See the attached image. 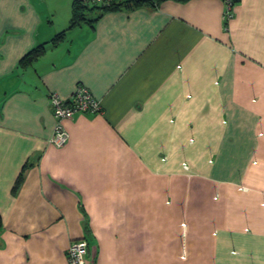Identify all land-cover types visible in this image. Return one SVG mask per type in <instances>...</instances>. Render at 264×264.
<instances>
[{"label":"crops","instance_id":"crops-1","mask_svg":"<svg viewBox=\"0 0 264 264\" xmlns=\"http://www.w3.org/2000/svg\"><path fill=\"white\" fill-rule=\"evenodd\" d=\"M74 7L0 0V264H264V0Z\"/></svg>","mask_w":264,"mask_h":264},{"label":"built area","instance_id":"built-area-1","mask_svg":"<svg viewBox=\"0 0 264 264\" xmlns=\"http://www.w3.org/2000/svg\"><path fill=\"white\" fill-rule=\"evenodd\" d=\"M82 5L89 7H106L112 4L133 0H76ZM224 20L227 21L232 16L231 0H225ZM49 107L54 118V127L49 143L60 147L68 139V134L63 122L78 113L94 114L100 111V103L83 86H78L69 97L60 96L51 91L48 96ZM88 242L84 237L70 241L66 249L68 264H86Z\"/></svg>","mask_w":264,"mask_h":264},{"label":"trees","instance_id":"trees-1","mask_svg":"<svg viewBox=\"0 0 264 264\" xmlns=\"http://www.w3.org/2000/svg\"><path fill=\"white\" fill-rule=\"evenodd\" d=\"M154 1H156V0H133V1H127V2H129V4L132 3L134 5H138V4L145 3V2L153 3ZM238 1L239 0H231V4L233 5L234 3L238 2ZM127 2H122V3H127ZM120 4L121 3L112 4L110 6H106V7H102V8L114 9V8H118ZM87 7H89V6L82 5L75 0V7L73 9V15L70 19V24H69L70 26L74 25L77 21H80L83 18L81 10L85 9ZM93 8H95V7H93ZM43 49H44L43 45H38V46L34 47L33 49H31L27 54H25V56L23 58L24 59L36 58L40 54H42ZM20 181H21V177H18V179L16 180L15 185L13 187V190H15L18 187V185L20 184ZM0 224H1V218H0Z\"/></svg>","mask_w":264,"mask_h":264}]
</instances>
